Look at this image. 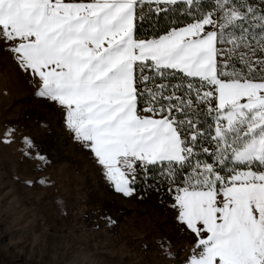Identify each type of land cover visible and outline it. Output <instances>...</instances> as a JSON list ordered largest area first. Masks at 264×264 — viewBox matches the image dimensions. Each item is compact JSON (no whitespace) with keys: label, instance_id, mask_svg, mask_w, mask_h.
Returning a JSON list of instances; mask_svg holds the SVG:
<instances>
[{"label":"snow or ice","instance_id":"obj_1","mask_svg":"<svg viewBox=\"0 0 264 264\" xmlns=\"http://www.w3.org/2000/svg\"><path fill=\"white\" fill-rule=\"evenodd\" d=\"M178 4L193 22L137 38L145 7L158 15ZM200 4L0 0V44L66 109L118 191L132 194L137 167L175 185L197 246L190 264H264V9Z\"/></svg>","mask_w":264,"mask_h":264},{"label":"rangeland","instance_id":"obj_2","mask_svg":"<svg viewBox=\"0 0 264 264\" xmlns=\"http://www.w3.org/2000/svg\"><path fill=\"white\" fill-rule=\"evenodd\" d=\"M40 86L0 44V264H182L173 198L118 191Z\"/></svg>","mask_w":264,"mask_h":264},{"label":"trees","instance_id":"obj_3","mask_svg":"<svg viewBox=\"0 0 264 264\" xmlns=\"http://www.w3.org/2000/svg\"><path fill=\"white\" fill-rule=\"evenodd\" d=\"M250 3L254 7L264 9V3L261 0H250ZM214 7V0H201L199 8L201 11H211ZM186 6L178 4L176 6H170L169 11L161 12L158 15L147 12L145 7L144 19H137L135 35L137 38H156L158 35L166 34L167 31L176 26H184L188 23L193 22L191 16L197 13L193 12L190 15H182V12H186ZM140 11L137 10V16L139 17ZM176 79L173 83L181 82L182 74L176 72ZM162 82V81H158ZM186 82V81H185ZM198 83V81H194ZM203 107V106H202ZM202 122L206 125L210 124L211 118L205 113L202 117ZM167 169H165L166 171ZM136 191L140 192L143 199L148 201L155 192H160L164 203L173 198L175 195L174 191H169L170 188L175 187L170 180H168L163 172L157 171L153 168L147 170V174L142 172L139 167L136 169L135 182L131 185Z\"/></svg>","mask_w":264,"mask_h":264},{"label":"crops","instance_id":"obj_4","mask_svg":"<svg viewBox=\"0 0 264 264\" xmlns=\"http://www.w3.org/2000/svg\"><path fill=\"white\" fill-rule=\"evenodd\" d=\"M174 199L175 195L172 200L173 205ZM172 208L174 212V223L171 222V226L180 234V242L178 243V248L180 250V257L182 260L181 262L182 264H190L191 256L194 254V251L197 250L195 236L191 232V230L187 229L186 226L179 220L177 209L174 206Z\"/></svg>","mask_w":264,"mask_h":264},{"label":"built area","instance_id":"obj_5","mask_svg":"<svg viewBox=\"0 0 264 264\" xmlns=\"http://www.w3.org/2000/svg\"><path fill=\"white\" fill-rule=\"evenodd\" d=\"M144 246H145V248H146V247H147V244H145Z\"/></svg>","mask_w":264,"mask_h":264}]
</instances>
